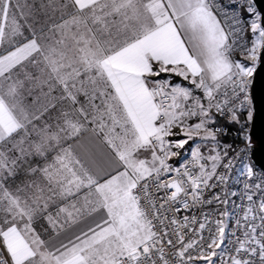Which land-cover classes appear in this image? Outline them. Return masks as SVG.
I'll return each mask as SVG.
<instances>
[{
    "label": "rangeland",
    "instance_id": "obj_1",
    "mask_svg": "<svg viewBox=\"0 0 264 264\" xmlns=\"http://www.w3.org/2000/svg\"><path fill=\"white\" fill-rule=\"evenodd\" d=\"M146 1L109 0V3L100 4L87 13L77 14L71 12L66 0H0V20L6 23L8 45L27 38L25 30H28V20L33 15L32 2L43 5L42 13L47 11L52 15L55 19L53 31L56 32L55 36V32L49 30L46 35L47 52L40 56L43 68L39 69L36 80H33L32 71L28 70L12 75L10 82L3 81L0 85V94L21 124L22 130L17 136L19 138L3 144L0 150V174L1 169L13 170L16 165L19 169L16 162L23 160L30 151H34L39 159L35 164L37 174L34 175L38 183L32 192L20 189L19 192L23 194L17 196L14 191H8L11 195L6 198L0 183V235L12 264H19V260L26 256V240L35 246L66 221L90 214L100 205L107 208L117 226L116 234L97 250L107 264H117L115 259L120 253L133 250L149 238L148 224L125 192V180L132 179L135 174L128 172L126 175H117L104 183L102 189L90 185L84 179L86 173L81 161L65 145L67 140L73 139L88 127L103 135L120 155L121 149L130 142L128 120L100 73L79 79L81 72L77 68L81 67L85 72L96 69L98 60L111 48L147 31L150 27V13ZM60 3L63 5L60 6ZM57 10L59 21L55 14ZM249 34L253 38L250 31ZM161 69L153 72L152 81L163 83L173 101L164 119L158 121L157 131L163 125L169 134L164 136L158 131L151 143L131 152L134 156L141 157L143 154L146 158L145 161H136L137 166H140L136 172L141 175L149 167L145 166L147 164L152 165L151 170L158 168L161 151H166L167 157L176 152L177 155L171 156V160L191 154L197 147L204 156L210 154L211 142L197 137L195 126L201 121V108L209 104L208 96L214 99L228 80L217 87H209L203 80L187 77L180 70ZM165 73L174 77L162 76ZM37 89L41 91L36 92ZM27 95L29 99L25 98ZM63 97L70 101L83 97V103L76 102L74 111H67L62 121L59 117L61 111L57 112L61 110L59 107V110L54 111L55 120L52 119V124L49 119L42 120L46 105L45 101L41 102L43 98H50L58 104ZM212 116L214 121L218 118L214 112ZM37 120H41L42 124L37 123ZM212 124L209 127L213 128ZM203 134L202 130L198 133L199 136ZM186 138L190 141L184 148L167 147L169 142ZM15 228L21 229L23 233ZM45 260L46 264H52ZM30 261L27 264H43L36 257Z\"/></svg>",
    "mask_w": 264,
    "mask_h": 264
},
{
    "label": "crops",
    "instance_id": "obj_2",
    "mask_svg": "<svg viewBox=\"0 0 264 264\" xmlns=\"http://www.w3.org/2000/svg\"><path fill=\"white\" fill-rule=\"evenodd\" d=\"M66 3L70 6L71 12L83 14L100 4L109 3V0H66ZM146 4L150 13L149 29L137 35L136 38L124 42L111 52L103 54L95 65L98 74L100 73L102 79L107 82L125 119L128 120L131 132L130 142L121 149L122 154L120 155L117 149L109 145L103 135L94 128L88 127L69 145L74 156L81 161L86 173L84 179L88 180L90 185L102 189L104 183L114 179L117 175L133 172L135 176L132 179L125 180L124 178V180L127 185L125 192L136 210L132 188L136 182L154 171L150 168L152 165L147 164L145 166L149 167L143 170V174H138L136 171L140 170V166H137L136 161H145L146 158L143 154L141 157L131 154L134 150L144 148L146 144L151 143L158 133L157 111L146 91L147 86L155 83L152 81L153 65L163 69L169 67L173 70H180L187 77L203 80L209 87H217L231 74V71H225L223 61L225 58L234 60L225 52V36L221 23L218 19L212 22L203 18L201 12L205 4L203 0H147ZM216 25L219 26L216 27ZM54 35L56 36V32ZM170 45H177L183 49V54L178 58L177 63L164 64L163 59L157 60L154 57V52L162 54ZM33 55L45 54L32 37L1 56L0 85L14 68L31 59ZM140 57H143L150 66V72L138 71L140 65L137 60ZM147 115L156 117L151 126L147 122ZM20 127L21 124L13 112L8 109L5 99L0 94V150L5 142L10 141L13 134L19 132ZM4 170L8 171V169ZM36 171V165L29 169L31 176L29 186L23 188L21 186L23 184L18 183L14 194L20 196L23 194L22 191L19 192L20 189L32 192V189L36 188L38 183L34 176L37 174ZM3 194L6 198L11 195L8 191H3ZM17 230L23 233L21 229ZM116 232L117 226L110 213L104 205H100L90 214L66 221L44 236L35 246L26 240V256L19 260V264L30 263V260L35 257L40 258L43 264H46L45 258L52 264H107L103 255L97 250L106 244ZM128 252H133V250L120 253L115 261L117 262L121 254Z\"/></svg>",
    "mask_w": 264,
    "mask_h": 264
},
{
    "label": "snow or ice",
    "instance_id": "obj_3",
    "mask_svg": "<svg viewBox=\"0 0 264 264\" xmlns=\"http://www.w3.org/2000/svg\"><path fill=\"white\" fill-rule=\"evenodd\" d=\"M255 5V0H251L245 11L249 14L250 23L247 26L252 34V40L250 46L246 44H240L239 50L240 59L230 60L225 58L223 61L225 71H231L232 75H229L226 84L230 87H226L223 91H218L216 98L213 99L211 95L208 96L209 104L206 108H201L199 113L201 117L200 123L195 127L197 130V137L204 141H210V154L204 156L199 147L195 148L191 152V164L193 168H198V172H192L186 165L183 166V172L181 168H173L171 165H164V174L169 172L174 173L172 179L162 187L171 189L169 199L177 202L179 200L183 209L187 210L190 207L200 204H211L213 200H203L202 194L205 189L214 188L216 184H210L209 182L216 177V180L224 184L227 181V176L217 175V168L223 164L225 169L231 170L233 167V158L229 156L231 146L224 145L221 147L218 139L221 129L211 128L209 125L214 123L212 116L213 110L221 117H227L230 123H240L239 114L245 109V106L249 101L248 85L246 83L247 77H252L256 72L257 67L262 54H264V14H262ZM213 0H207L204 4L201 12L203 18L206 21L215 22L217 17L214 14ZM230 34L233 37V44L237 43V38H243L246 31V26L242 17L232 13L230 15ZM228 22V20H226ZM219 25H216L218 27ZM229 51H232L230 48ZM157 60L163 59L164 64L177 63L178 58L183 54V49L177 45H170L162 54L153 53ZM247 61L248 63H244ZM137 63L140 65L139 72H150V66L143 57L138 58ZM164 69H161L163 71ZM158 75V73H155ZM139 83V82H135ZM147 122L151 126L152 122L156 119L154 115L146 116ZM248 120L252 119V113H248ZM203 131V136H199V131ZM158 131L162 132L164 136L169 133L164 130V126L161 125ZM162 140L161 137H158ZM188 138L169 142L167 147L172 148H184L189 142ZM163 150V141H162ZM177 155L176 152H172L168 158ZM227 160L226 163L224 161ZM163 163V161H162ZM210 165V167H209ZM246 175L249 178L254 176L252 167L245 166ZM186 178V180L184 178ZM250 185L245 184V189H248ZM256 190H262V184L256 183L254 185ZM190 189V191H189ZM236 195V193H232ZM215 200L220 203L227 204V200H221L217 195ZM246 199L248 204L243 208V215L241 218H237L236 228L232 230V235L236 237L235 241H229V244H235V248L230 249L228 246L222 248L226 239V223L224 219H216L214 221L209 219V214L205 213L203 219L198 224V228L189 227L198 223L197 217L193 215L183 217V224L181 227L187 228L188 232H195V236L185 242V236L179 234V243L183 245L178 249L177 255L183 264H197V262L203 261L204 264H215L214 257L219 255L220 264H257V258L259 264H264V197H261L258 207L253 200V193H246ZM240 207V206H238ZM180 209L178 208L177 211ZM222 217H228L229 213L224 211L221 213ZM207 229L208 236H204L203 233ZM241 231L240 236H236V230ZM217 249H220L219 253Z\"/></svg>",
    "mask_w": 264,
    "mask_h": 264
},
{
    "label": "built area",
    "instance_id": "obj_4",
    "mask_svg": "<svg viewBox=\"0 0 264 264\" xmlns=\"http://www.w3.org/2000/svg\"><path fill=\"white\" fill-rule=\"evenodd\" d=\"M204 3L207 0H203ZM251 0H213L214 14L224 32V49L227 56L235 59H240V52L237 50L240 44L250 46L252 40L249 34L250 29L247 27L250 23L249 14L245 8ZM255 6V5H254ZM235 13L242 17L246 26V31L243 38H237V43L233 44V37L230 34V15ZM228 20V22H226ZM232 51H229V49ZM247 61H244L246 63ZM232 75V72L231 74ZM246 83L248 85L249 101L251 95V81L252 77H247ZM228 81V80H227ZM230 87L229 84L223 86V90ZM221 90V91H223ZM148 95L155 105L158 120H163L167 109L172 105V95L167 91L166 87L161 82L152 83L147 86ZM216 98V97H215ZM214 98V99H215ZM216 117L223 119L226 123L216 124L213 128L221 129L218 137L221 147L230 145L229 156L233 158V167L231 170L225 169L223 164L217 168V175L227 176V181L224 184L219 183L216 177L209 182L216 184L214 188H208L203 191L202 199L213 200L211 204H200L185 210L182 208L179 200L174 202L169 199L171 189L162 187L166 185L173 177L174 173L169 172L164 174V165H171L173 168H181L186 165L192 172H198V168H193L191 164V154L183 155L177 163H171L170 158L167 157L166 151H161V163L158 168L150 174L143 177L142 180L136 182L133 189V197L135 198L137 210L140 212L142 219L149 225L151 235L146 242L138 245L133 249V252L121 254L117 259V264H183L177 255L178 249L182 248L180 244L179 234L185 236V242L195 236V232H188L187 228L181 227L183 224V217L190 218L195 215L198 223L189 227L198 228L199 222L202 221L205 213L209 214V219L214 221L216 219H224L226 227V239L222 248L228 246L230 249L235 248V244H229V241H235L236 237L232 235V230L236 228V219L243 215V208L247 206L246 193H253V200L258 207L261 197H264V173L262 169L255 166L252 159V149L255 141L251 136V120H248V113H252V101H250L243 111L239 114L240 123H230L227 117H221L215 113ZM253 115V114H252ZM163 161V163H162ZM227 160L224 161L226 163ZM245 166H250L253 169L254 176L247 177ZM184 178V177H182ZM186 180V178H184ZM256 183L262 184V190H256L254 185ZM245 184L250 185L245 189ZM190 191V189H189ZM236 193V195H232ZM219 195L221 200H227V204L220 203L214 198ZM240 206V207H238ZM180 209L177 211V209ZM227 211L228 217H222L221 213ZM204 236H208L207 229H205ZM241 231L236 230V236H240ZM220 249H217L219 253ZM215 264H220V257L213 258ZM0 264H12L10 257L7 254L5 243L0 235ZM197 264H204L203 261ZM257 264L258 258H257Z\"/></svg>",
    "mask_w": 264,
    "mask_h": 264
},
{
    "label": "trees",
    "instance_id": "obj_5",
    "mask_svg": "<svg viewBox=\"0 0 264 264\" xmlns=\"http://www.w3.org/2000/svg\"><path fill=\"white\" fill-rule=\"evenodd\" d=\"M62 6L63 4L60 3ZM33 5V15L31 20L29 21V26H28V30L26 29L25 31L28 33L27 34V38H23L21 40H19L18 43H11V44H7L8 42V38L5 36V24L4 21L0 20V57L3 55H6V53H8L9 51H11L12 49H15L17 47H19L20 44L26 42L29 39H32V37L36 40V43L42 48L43 54L46 55V41H47V34L49 33V30H51L52 33H54L55 31H53V28H55V19L53 17H51L52 15H50L49 12L45 11L44 13H42V6L41 4L37 3V2H32ZM58 11H56V17H57V21H59V17H58ZM30 32V33H29ZM56 38V37H55ZM129 41L124 40V42ZM120 43L117 47H119L120 45L124 44ZM113 49L115 48H111L109 52H111ZM42 57H40L39 55H33V57H31V59H29L26 62L21 63L18 67L14 68L10 74L7 75V77H5L2 82H10V78L12 75H17V74H21L22 72H27L28 70L32 71V76H33V80H36V76L39 75V69L43 68V64L41 62ZM77 69L80 70L81 74L79 79H85L87 76L90 75H97L98 71L96 69L91 70L90 72L88 71H83V69H81V67H78ZM159 67L157 65H153V70L156 71L158 70ZM165 69H170L169 67H166ZM164 69V70H165ZM162 76H170V77H174L173 75L169 74V73H165ZM104 81V80H103ZM105 85L108 86L107 82L104 81ZM27 87V86H26ZM25 87V90L27 91L28 89ZM108 90L111 93V90L108 86ZM41 90L37 89L36 92H39ZM113 95V94H112ZM29 95H27L25 98L29 99L28 97ZM47 97H51V96H47ZM77 100L74 101H70L69 98L63 97L60 99V102H58V104L56 103L55 100H51L50 98L42 100L41 102H44L46 105L44 107V112L42 113V120H48L49 122L52 124L54 119V111L55 110H59L58 107L61 109L57 112H60L59 117L62 119L65 117V113L67 111H74V107L78 103H83V97H76ZM51 102L54 103L53 106H51ZM53 119V120H52ZM37 123L42 124L41 120H37ZM221 123H226L223 119L221 118H216L214 123L212 125H216V124H221ZM21 127L19 132H16L15 134H13L10 138L11 140H15L19 137H17L20 133H21ZM85 129L81 130L78 134H76V136H79L80 134L84 133ZM76 136L73 137L76 138ZM73 139L67 140V142L65 143L66 146H69L71 141ZM64 145V146H65ZM70 147V146H69ZM11 150V149H10ZM25 155V154H24ZM24 155L22 156V158L24 157ZM180 158H176V159H170L171 163H177L179 161ZM39 161L38 157L35 156L34 151H30L28 155H26L23 160H19V161H15L16 163L19 164V169L16 167L13 170H8L5 171L4 169L2 170V173L0 174V183L2 184V188L5 191H16V188L18 187V183H22L23 188L25 186H29V182H30V174H29V169H31V167L33 168L35 164H37V162ZM15 163V164H16Z\"/></svg>",
    "mask_w": 264,
    "mask_h": 264
},
{
    "label": "water",
    "instance_id": "obj_6",
    "mask_svg": "<svg viewBox=\"0 0 264 264\" xmlns=\"http://www.w3.org/2000/svg\"><path fill=\"white\" fill-rule=\"evenodd\" d=\"M255 7L264 14V0H255ZM252 119L251 136L255 141L252 149V159L255 166L264 173V54L251 81Z\"/></svg>",
    "mask_w": 264,
    "mask_h": 264
}]
</instances>
